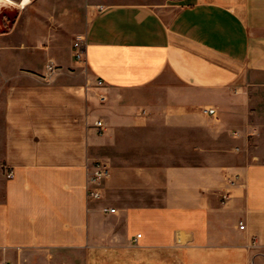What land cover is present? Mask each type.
I'll list each match as a JSON object with an SVG mask.
<instances>
[{
  "label": "crops",
  "instance_id": "1",
  "mask_svg": "<svg viewBox=\"0 0 264 264\" xmlns=\"http://www.w3.org/2000/svg\"><path fill=\"white\" fill-rule=\"evenodd\" d=\"M12 1L0 264H264V0Z\"/></svg>",
  "mask_w": 264,
  "mask_h": 264
},
{
  "label": "built area",
  "instance_id": "2",
  "mask_svg": "<svg viewBox=\"0 0 264 264\" xmlns=\"http://www.w3.org/2000/svg\"><path fill=\"white\" fill-rule=\"evenodd\" d=\"M86 36L85 35H78L74 42H73V52L74 56L77 61L85 62L86 61ZM58 68V64L53 60L52 58L48 59L45 65L44 75L47 77H51L55 70ZM96 84L101 85L103 84L102 78L96 79ZM99 97L102 101L106 100L108 98L107 93L100 92ZM204 111L210 114H214L216 112V108L213 106H206L204 107ZM95 125L98 128L99 132H102L104 130V122L103 119L98 118L95 120ZM111 174V166L109 162L102 160V159H96L93 162H91L89 166V172L87 176V182H86V188H87V195L91 199H97L102 196V190L100 187V182L107 178ZM12 175V170L8 172V176ZM238 178V175H235L234 177L230 178V182L233 184L236 182ZM224 198L228 197V194H224ZM103 210L105 212H114L116 211L115 206L111 205H104ZM240 226L243 228L245 224L241 221ZM141 235V233H138L137 236Z\"/></svg>",
  "mask_w": 264,
  "mask_h": 264
},
{
  "label": "water",
  "instance_id": "3",
  "mask_svg": "<svg viewBox=\"0 0 264 264\" xmlns=\"http://www.w3.org/2000/svg\"><path fill=\"white\" fill-rule=\"evenodd\" d=\"M14 7L15 6H14V3L12 0H10V2H9V0H0V27L3 26L2 21H1L3 13L5 14V13H9L11 11H14V14H15V8Z\"/></svg>",
  "mask_w": 264,
  "mask_h": 264
},
{
  "label": "rangeland",
  "instance_id": "4",
  "mask_svg": "<svg viewBox=\"0 0 264 264\" xmlns=\"http://www.w3.org/2000/svg\"><path fill=\"white\" fill-rule=\"evenodd\" d=\"M13 14H14V11H11V12H9V13H5V14L3 13V16H4V15L12 16Z\"/></svg>",
  "mask_w": 264,
  "mask_h": 264
},
{
  "label": "bare ground",
  "instance_id": "5",
  "mask_svg": "<svg viewBox=\"0 0 264 264\" xmlns=\"http://www.w3.org/2000/svg\"><path fill=\"white\" fill-rule=\"evenodd\" d=\"M28 0H22L21 4H25Z\"/></svg>",
  "mask_w": 264,
  "mask_h": 264
},
{
  "label": "snow or ice",
  "instance_id": "6",
  "mask_svg": "<svg viewBox=\"0 0 264 264\" xmlns=\"http://www.w3.org/2000/svg\"><path fill=\"white\" fill-rule=\"evenodd\" d=\"M9 2H10V0H9Z\"/></svg>",
  "mask_w": 264,
  "mask_h": 264
}]
</instances>
